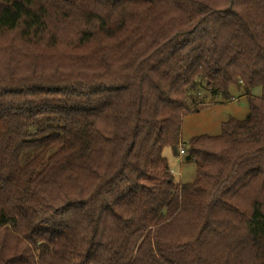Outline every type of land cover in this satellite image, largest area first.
Listing matches in <instances>:
<instances>
[{
    "label": "trees",
    "instance_id": "1",
    "mask_svg": "<svg viewBox=\"0 0 264 264\" xmlns=\"http://www.w3.org/2000/svg\"><path fill=\"white\" fill-rule=\"evenodd\" d=\"M0 264H264V0H0Z\"/></svg>",
    "mask_w": 264,
    "mask_h": 264
},
{
    "label": "rangeland",
    "instance_id": "2",
    "mask_svg": "<svg viewBox=\"0 0 264 264\" xmlns=\"http://www.w3.org/2000/svg\"><path fill=\"white\" fill-rule=\"evenodd\" d=\"M233 99L224 100L221 95H210L201 90V106L189 113L183 123L182 143L188 145L196 136L208 134L219 135L222 124L231 118L242 120L249 112L248 97L242 89L235 86L230 89ZM261 90L256 88L252 94L259 95ZM193 107L192 101H190ZM164 155L171 167L176 183H192L195 181L197 165L194 161L187 160V155H175L171 147L164 149Z\"/></svg>",
    "mask_w": 264,
    "mask_h": 264
},
{
    "label": "built area",
    "instance_id": "3",
    "mask_svg": "<svg viewBox=\"0 0 264 264\" xmlns=\"http://www.w3.org/2000/svg\"><path fill=\"white\" fill-rule=\"evenodd\" d=\"M186 152H185V149L184 148H181V150H180V154H185Z\"/></svg>",
    "mask_w": 264,
    "mask_h": 264
},
{
    "label": "water",
    "instance_id": "4",
    "mask_svg": "<svg viewBox=\"0 0 264 264\" xmlns=\"http://www.w3.org/2000/svg\"><path fill=\"white\" fill-rule=\"evenodd\" d=\"M190 159V156H187V160H189Z\"/></svg>",
    "mask_w": 264,
    "mask_h": 264
}]
</instances>
